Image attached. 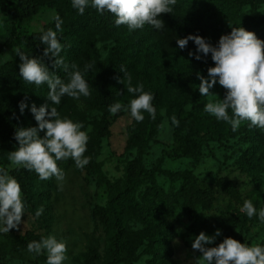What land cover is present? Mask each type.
Returning a JSON list of instances; mask_svg holds the SVG:
<instances>
[{"label":"trees","instance_id":"trees-1","mask_svg":"<svg viewBox=\"0 0 264 264\" xmlns=\"http://www.w3.org/2000/svg\"><path fill=\"white\" fill-rule=\"evenodd\" d=\"M263 2L264 0H177L172 13L161 14L165 23L163 30L145 25L142 29L129 31L126 25L117 27L111 13L102 15L89 7L83 15L79 14L73 8L71 0H0L1 10L12 15L15 24L10 37L0 45V159L10 162L9 152L18 147L15 139L18 128L38 127L30 110L31 105L35 103L39 107L51 103L47 98L46 84L37 87L22 80L19 73L22 61L17 52L11 59L1 62L3 50L6 47L17 48L25 55L39 57L50 71L65 81L75 64L92 89L96 82L95 52L100 36L115 41L107 60L101 63L105 91L98 99L83 106L68 96H64L59 105L50 104V107L57 108L62 118L83 124V130L89 135L86 156L91 159L99 154L102 140L110 132L109 106L121 98L122 88L130 77L146 86L148 92L155 96L153 104L157 115L155 120L152 119V127L156 131L161 128L163 107L169 110L171 117L174 115L179 120V126L174 125L178 156L195 159L201 155L204 143L208 140L228 141L239 138L248 145L241 156L244 166L250 171L264 172V130L251 128L248 122H243L238 131L233 132L230 124L218 121L204 111L207 96H202L199 92L197 70H180L154 62V55L180 57L190 51L196 53L197 46L193 41H189L183 50L178 48L177 39L189 34L203 36L212 45H217L222 35L230 34L235 27H244L264 40V16L244 11L246 5L255 6ZM45 7L55 9L63 20V32L58 35L65 45L61 56L67 70L57 68L53 63L55 58L43 55L46 46L39 38L49 28L22 33L17 30L18 23L35 16ZM50 28L55 30V21ZM72 37L74 40L71 42L69 38ZM200 55L201 59L197 60L198 68L208 73L209 67L215 66L211 53L206 57L202 53ZM86 65L92 67L85 71ZM120 68H124L125 73ZM155 70L166 76L163 88L152 80ZM226 92L224 88L222 99ZM25 100L28 108L21 114L19 105ZM89 112H94L97 116L91 118ZM229 114L231 115L230 109ZM40 134L43 136L44 132ZM140 140L141 132L136 130L129 145L137 147ZM59 163L63 168L83 171L71 159ZM3 168L20 183L27 208L40 205L44 208L43 215L47 219L52 211V193L58 191L55 178L40 180L39 190H35L33 182L39 176L34 171L23 167L10 170ZM143 171L149 173L153 183L155 172L158 171L172 181H182L181 187L175 193H158L157 198L152 200L117 197L110 208L96 207L95 213L110 233V259L107 264H134L143 255L151 256L153 264H160L171 258V242L176 224L182 225L191 236H197L202 231L213 232L220 229L221 237L217 246L227 237L242 243L236 232V217L211 212L216 201L215 193L193 170L169 171L162 169L160 165L145 170L141 158L132 160L129 175L139 178ZM204 213L211 216H205ZM42 237L43 234L34 230L18 233L11 229L9 233H0V264H7L8 258L31 262L35 254L28 252L27 245ZM83 258L85 264H96L101 259L98 247L88 245Z\"/></svg>","mask_w":264,"mask_h":264},{"label":"rangeland","instance_id":"rangeland-1","mask_svg":"<svg viewBox=\"0 0 264 264\" xmlns=\"http://www.w3.org/2000/svg\"><path fill=\"white\" fill-rule=\"evenodd\" d=\"M244 11L257 12L264 16V2L255 6L246 5ZM53 13L57 14L55 9L43 8L35 16L18 23L16 26L18 32L43 31L50 28L54 21L51 19ZM14 26L12 15L3 12L0 8V45L10 37ZM98 37L95 52L96 82L90 89V96H81L77 100L80 106L98 99L105 91L101 63L107 60L115 41ZM69 40L72 42L74 38ZM16 49L6 47L1 55V62L14 57ZM154 62L157 65H170L180 70H197L198 77L199 75L208 77V73L198 68L195 56H189V53L180 57L154 55ZM143 66H145L144 61ZM152 80L162 88L166 84V76L157 70L152 73ZM128 82L129 80L123 86V94L118 100L124 105L135 98L134 94L127 92ZM200 83L198 78L197 85L199 86ZM131 84L136 86L142 83L131 80ZM223 89L217 82L210 90L213 94L211 97L207 96L206 103L210 99H222ZM144 90L148 92L146 86ZM161 114L163 117L161 128L156 131L152 127V118L147 113L144 114L145 118L140 125L130 118L127 111L121 110L116 115L109 113L110 132L103 138L99 154L90 159V163L83 168V171L63 168L58 162L65 177L63 181H57L54 177L58 191L52 193V211L47 219L45 215L35 218V212L41 208L40 205L35 204L27 208L28 214L23 215L19 228L13 229L18 233L34 230L44 237L55 235L58 239L66 241L68 259L65 264H85L83 253L90 244L96 245L101 255V259L96 264H107L110 259V233L95 213L96 207L110 208L117 197L152 200L157 198L158 193L177 192L182 184V181H172L158 171L155 172V183L151 181L147 171H143L139 178L131 177L129 167L132 160L141 158L145 170H151L157 165L169 171L193 170L215 193L216 201L211 212L235 216L237 236L242 243L246 242L249 246L257 244L264 246V223L259 221L258 216L249 218L245 213L240 212L245 200H251L257 211L264 208V172L250 171L241 161V156L248 145L239 138H231L228 141L212 139L204 143L198 158L178 156V142L170 112L163 107ZM89 116L92 118L97 114L89 112ZM136 130H140L141 140L139 146L131 147L129 142ZM3 167L9 170L15 168L10 162L6 163L0 159V168ZM39 182V178L34 180L35 190H39ZM215 232H205V234L214 235ZM197 236L189 235L182 225L176 224L171 242L173 255L160 264H197L202 255L192 248ZM220 237L221 235L209 246H217ZM6 261L7 264H46V253L34 256L31 262L12 258ZM134 264H153V262L151 256L143 255Z\"/></svg>","mask_w":264,"mask_h":264},{"label":"clouds","instance_id":"clouds-1","mask_svg":"<svg viewBox=\"0 0 264 264\" xmlns=\"http://www.w3.org/2000/svg\"><path fill=\"white\" fill-rule=\"evenodd\" d=\"M177 0H71L73 8L83 15L89 7L100 14L111 13L115 17V25H126L129 31L151 25L156 30H163L165 23L161 19L162 13H172ZM55 30L49 28L43 31L39 40L46 46L43 55L55 58L53 63L57 68L67 70L61 52L65 45L61 43L63 20L59 14L53 13ZM189 41L197 46L195 55L197 60L211 53L215 66L209 67L208 77L199 75L201 81L199 92L202 96H212L210 91L218 82L227 90L223 99H210L204 106V111L231 125L236 132L243 122L248 126L264 130V40L257 37L255 32L244 27H235L230 34L222 35L217 45H212L203 36L189 34L177 39L178 48L183 50ZM20 56V77L27 84L37 87L47 85V98L51 105H59L64 96L79 100L81 96L91 95L90 85L80 70L73 64V71L68 73L65 81L39 57L23 54L15 50ZM92 66L86 65L85 71ZM125 73L124 68H120ZM123 82V80H122ZM127 92L134 94L127 105L115 102L109 106V112L116 115L121 110L127 111L130 118L137 123L142 122L145 113L155 120L157 109L153 104L155 96L144 90L143 84L133 86L131 78L127 85ZM45 103L39 107L31 105V112L38 127L18 128L15 139L18 147L9 152L8 159L12 167H23L34 171L40 180H49L55 177L63 181L65 173L58 166L59 161L71 159L78 169H83L90 163V157L85 155L89 135L83 130V124L69 118H62L56 107ZM21 114L28 108L27 101H21ZM50 108V111H49ZM231 110V115L229 114ZM171 122L179 126L176 116L171 117ZM44 135L41 136V132ZM211 170V169H209ZM212 171V170H211ZM213 172V171H212ZM240 212L247 217L258 216L264 223V208L257 211L251 200H245ZM27 213L20 183L11 176L8 170L0 168V233H9L13 228H19L23 215ZM44 213L41 207L35 212V218ZM205 216H211L204 213ZM221 230L217 229L214 235L201 232L193 241L192 248L202 255L197 264H264V246H249L246 242L227 237L218 246L212 245ZM29 253L39 256L46 253V264H65L68 259L67 243L55 235L42 237L38 241H31L27 245Z\"/></svg>","mask_w":264,"mask_h":264}]
</instances>
